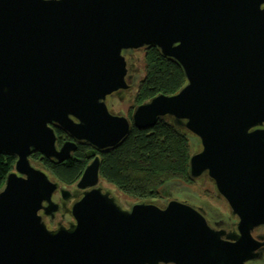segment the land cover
I'll use <instances>...</instances> for the list:
<instances>
[{"label":"water","instance_id":"obj_1","mask_svg":"<svg viewBox=\"0 0 264 264\" xmlns=\"http://www.w3.org/2000/svg\"><path fill=\"white\" fill-rule=\"evenodd\" d=\"M155 48L184 76L130 119L106 104L127 87V53ZM158 119L196 138L188 176L207 174L238 218L210 227L177 199L120 201L100 158ZM71 140L56 144L53 127ZM94 151L69 186L29 157ZM0 264H247L264 226V0H0ZM51 224V222H53ZM259 238H264V234Z\"/></svg>","mask_w":264,"mask_h":264},{"label":"trees","instance_id":"obj_2","mask_svg":"<svg viewBox=\"0 0 264 264\" xmlns=\"http://www.w3.org/2000/svg\"><path fill=\"white\" fill-rule=\"evenodd\" d=\"M143 66L144 77L135 94V104L158 93L172 94L184 83L180 67L163 58L155 48L144 51ZM55 132L59 145L63 134L59 129H55ZM189 140L180 130L162 119L149 128L132 126L119 145L98 153L99 176L121 195L132 200L160 197L162 188L170 182H189ZM87 149L86 145L77 146L63 162L42 157L38 152H33L29 159L33 165L69 186L77 181L90 160ZM14 162L13 155L0 153V188L6 175L13 169Z\"/></svg>","mask_w":264,"mask_h":264},{"label":"flooded vegetation","instance_id":"obj_3","mask_svg":"<svg viewBox=\"0 0 264 264\" xmlns=\"http://www.w3.org/2000/svg\"><path fill=\"white\" fill-rule=\"evenodd\" d=\"M144 51L145 50L137 52L129 51L127 53V87L124 90L123 94H119L118 96L110 95L106 98V104L110 110L114 111L115 113L122 112L123 115L128 119H130L131 117L133 108L138 105L134 103V97L138 90V86L144 77V74L141 73V65L139 64L140 58L137 56V54L138 52L144 53ZM52 127L54 131L55 129H59L54 126ZM60 131L63 134V139L58 145L56 136V144L58 147H60L64 141L71 140V138L65 132H63L62 130ZM194 140L195 143L191 146V149L193 148V146H199V141L196 138H194ZM79 145H86L88 148L87 151L89 153L94 151L93 148L88 146L87 144L77 143V146ZM73 152L71 153V155L73 154ZM94 152L95 155H98V153H100L98 151ZM89 158L91 160L92 157ZM188 180L190 184H195L199 189L204 190V193L189 189V186L185 182L173 181L167 184L161 190V195L164 196V201L177 199L179 201L186 202L191 207L198 210L203 215L208 225L213 229L222 230L227 234H237L238 218L236 214L232 213V209L230 207L229 202L218 193L213 180L205 173H202L197 177L188 176ZM172 186L173 188H175L174 190L171 189ZM178 189L179 195L177 194ZM206 192L208 193V196L205 195ZM211 196L219 200L220 203L218 202V204H216L213 199H211ZM262 234H264V226H260L255 229L252 232V237L255 239L256 242L261 244L262 242H264V238H259V236ZM258 252L260 253L259 258L252 259L247 262V264H264V243L258 246L256 253Z\"/></svg>","mask_w":264,"mask_h":264},{"label":"rangeland","instance_id":"obj_4","mask_svg":"<svg viewBox=\"0 0 264 264\" xmlns=\"http://www.w3.org/2000/svg\"><path fill=\"white\" fill-rule=\"evenodd\" d=\"M137 56L140 58V62H139V64L141 65V73L144 74L143 53H142V52H138ZM194 143H195L194 138H191V140H189L190 148H191V146H192ZM34 166H35V167H38L37 165H34ZM38 168H40V167H38ZM185 183H187V185L189 186V187H188L189 189H191V190H195V191H199V192H203V193H204V190L199 189L195 184H192V183L190 184L189 182H185ZM171 189L174 190L175 188H173V186H172ZM171 189H170V190H171ZM181 189H182V188H181ZM180 193H182V192H180ZM161 194H162V193H161ZM177 194L179 195V189H178V191H177ZM205 195L208 196V193L206 192ZM157 198L160 199L161 202H164V196H163V195H161L160 197H157ZM126 199H130V198L124 197L123 195L120 196V201H121V202H124V200H126ZM211 199H213V201H214L216 204H218L219 200L215 199V198L212 197V196H211ZM131 200H132V199H131ZM133 201H137V200H133ZM219 203H220V202H219Z\"/></svg>","mask_w":264,"mask_h":264}]
</instances>
